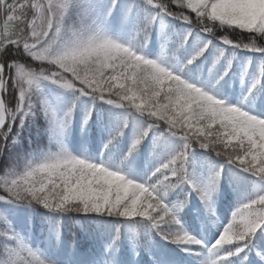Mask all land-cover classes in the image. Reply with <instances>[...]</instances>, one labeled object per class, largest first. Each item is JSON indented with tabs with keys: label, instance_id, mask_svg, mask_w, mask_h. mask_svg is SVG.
Here are the masks:
<instances>
[{
	"label": "snow or ice",
	"instance_id": "6c2138e0",
	"mask_svg": "<svg viewBox=\"0 0 264 264\" xmlns=\"http://www.w3.org/2000/svg\"><path fill=\"white\" fill-rule=\"evenodd\" d=\"M84 3L85 0H0V54L9 48L14 50L11 58H0V149L17 120L23 125L33 113L32 89L38 87L40 79L53 80L76 89L81 95L106 100L110 104L132 105L148 113L154 123L166 125L167 131L182 137L184 147L155 169L156 184L135 182L99 164L63 154L29 164L23 172L5 177L0 188L7 195H0V200L35 201L45 208L59 211L74 208L126 218H147L160 231L162 238L199 245L202 241L187 232L167 231L168 225L179 221L157 195V185L168 183L174 186L177 182H187L194 190L199 189L198 194L207 204L209 193L193 183L187 172L193 142L264 179V118L250 115L236 106H226L201 87L161 67L155 60L112 40L104 34L98 22L87 15L85 8L80 9L79 26L65 42V18L70 9L75 10ZM145 3L157 11L155 16L146 19L142 30L148 29L157 16L178 18L194 24L203 33H213L209 24L219 21L221 25L256 34L249 37L248 43L234 42L227 36L219 39L237 48L264 51V46L256 44L258 39H264V0H171V3L145 0ZM173 5L177 11L172 10ZM185 8L195 13V19L191 13L184 14ZM207 46L200 47L187 63L201 56ZM17 53L55 65L57 71L45 72L41 68L36 72L26 68L18 62ZM219 59L217 56L216 60ZM162 99L167 103H160ZM213 125L218 126L217 131H213ZM151 128L149 125L142 130L130 151ZM121 132L122 129L118 130L117 135ZM219 175L217 172L216 176ZM209 211H212L210 206ZM0 221L8 223L3 215H0ZM257 229L264 231V194L248 200L232 213L231 220L223 227L212 248L215 250L235 242L234 249L226 253L233 256L249 247ZM0 264L46 262L9 226L0 230Z\"/></svg>",
	"mask_w": 264,
	"mask_h": 264
},
{
	"label": "trees",
	"instance_id": "16d2710c",
	"mask_svg": "<svg viewBox=\"0 0 264 264\" xmlns=\"http://www.w3.org/2000/svg\"><path fill=\"white\" fill-rule=\"evenodd\" d=\"M165 2L171 3V0H165ZM81 8L87 9V15L98 22L106 36H112L109 34L112 32L113 34L118 33L121 37L131 38L132 41L136 40L137 37H142L146 41L155 35L153 31L159 16L148 29L142 30L146 19L149 16H155L157 11L151 5H147L145 0H115L114 5L113 0H85V3L77 6L75 10L70 9L65 18L66 25L79 26ZM172 10L177 11L178 9L173 5ZM190 13L195 19V13L191 9L185 8L184 14ZM164 18L166 20L165 28L177 31L180 35L179 41L181 43L186 42L187 50L182 53L186 63L183 67L185 74L192 78L199 75L201 83L214 85L220 95L227 96V91L224 88L230 84L231 77L228 73L222 74V59L225 51H227L226 48H228L232 50L233 55H236L229 72L238 73L237 61L243 64L246 57L250 61L248 71L256 72L255 87L247 93H243L249 97L264 96V71H262L264 70V51L237 48L232 43H225L219 39V37L227 36L231 41L248 43L249 37L256 34L235 26L221 25L219 21L209 24L210 27H213L214 34L203 33L194 24H189L175 17L164 16ZM141 33L142 35H140ZM186 33L189 34L188 38L185 37ZM173 41L178 43L176 38H173ZM204 44L208 45L206 50L214 47L216 55L212 57L211 61H206L207 51L205 50L192 63H187ZM256 44L257 46H264V39H258ZM175 48L178 49V47ZM13 54L14 50L9 48L5 53L0 54V58L5 56L11 58ZM16 55L19 63L36 72H39L41 68L45 72L57 71L55 65L35 61L31 57L22 56L18 53ZM217 56H220L218 61L216 60ZM219 61L221 64L217 67L216 64ZM46 86L47 79H40L38 87H33V113L23 125L17 120L16 124L13 125L12 132L9 133L7 142L0 149V182L5 177H11L14 173L23 172L27 167L26 155L29 151L38 148L39 145L43 146L49 143L50 125L45 120L41 103V95L44 92L48 93ZM71 89L74 93L72 98L59 96L60 101L58 102V96H56L50 104L51 120L56 121V134L59 137L60 148H56V151H61L64 154H70L73 150L83 151L86 144L94 139L97 107L100 103L107 102L81 95L76 89ZM3 95L6 96L7 94ZM49 98L50 95L47 100ZM160 103H167V101L162 99ZM255 104L257 105V103ZM8 106L14 107L12 104ZM117 106L121 112H115L110 116L106 111L103 113L101 122L104 138H107L108 144L105 154L110 161L114 160L118 163L120 166L119 174L126 178L129 175L150 176L149 167L152 163L161 164L183 149L184 139L167 131L166 125L154 123V118L148 113L141 112L132 105ZM69 109H71L70 113ZM133 123L134 125H132ZM149 125H152L150 131L144 135L135 149L130 151L133 144L130 141L135 140L142 130L148 128ZM120 129L122 132L117 135V131ZM166 135L169 138H174L170 147L162 143V138ZM150 137H154L153 143L148 142ZM56 151L51 152L49 159L57 156ZM187 172L195 184H198L201 175L204 177L205 183L211 190L210 195L214 202L219 205V208H222L220 205L222 193L226 194L229 203L240 205L254 199L257 195L264 194V179L237 167L235 164L228 163L225 157L201 147L196 142H193L189 149ZM217 172L220 173L218 177L216 176ZM150 181H154L153 175L150 176ZM196 192L197 189L194 190L187 182H177L174 186L171 185L167 197L169 200L176 197L181 198L189 208L191 203L199 206ZM0 195H7L3 188H0ZM11 204L16 206L19 211L18 214L8 211L7 207ZM0 214L5 217L9 224L17 227L22 233H25V230L29 228L28 223L32 225V234H37V231L40 230L41 233L37 234L40 240L38 246L42 249L43 255L50 258L54 263L66 261L68 264H92L105 254L112 260L113 264H128V261L125 260L128 256L125 248L129 247L130 242L128 241L130 240L135 243L136 250L141 253L139 262L142 264L147 263L150 255L158 264H179L180 262L179 243L171 240L163 241L157 235L149 236L146 228L151 227V222L145 218H126L106 212L76 211L74 208L59 211L45 208L35 201L27 203L6 200H0ZM184 217L188 218V222L192 223L195 228L197 219L189 214L184 215ZM208 219L210 220V217ZM3 227L5 224L0 221V230H3ZM14 230L17 229L14 228ZM89 244L90 248L87 251L86 247ZM258 244L259 237L256 233L252 235L249 247L241 251L240 257L234 259L238 260L240 264H247L245 256L253 255L258 262L262 263L264 259H261L262 255L255 248ZM191 251L198 253L199 249L193 247ZM120 258L124 259L122 263L118 262Z\"/></svg>",
	"mask_w": 264,
	"mask_h": 264
},
{
	"label": "rangeland",
	"instance_id": "374dc122",
	"mask_svg": "<svg viewBox=\"0 0 264 264\" xmlns=\"http://www.w3.org/2000/svg\"><path fill=\"white\" fill-rule=\"evenodd\" d=\"M132 1V0H130ZM139 1V0H137ZM99 18V17H98ZM100 22V21H99ZM166 20L164 16H159L157 18V24L155 27V37H152L151 40H146L145 44L142 42L143 38L138 37L136 40L132 41L131 38H128L126 36L121 37L118 35V33L112 34L109 33L112 36H108L112 40L116 41L117 43H121L127 47H130L133 51H135L139 55H143L147 59L155 60L161 67L166 68L169 71H172L173 74L179 75L182 79H184L188 83H192L195 86L201 87L203 90L207 91L210 95H213L215 98L221 100L226 106H236L239 107L242 111L248 112L250 115L257 116L258 118H264V96H252L248 97L244 95L241 91L242 90H249L254 83H256V72L255 71H244L247 67L249 60L245 63L244 66H242L239 61H237L236 69L239 72L237 75L236 73L232 75L231 72H229L230 66L232 65V61L234 60L236 55H233L232 50H229L226 48L227 51H225L223 59H222V74L228 73V75L232 76L233 84H230L227 86V89L229 90L228 96H222L220 93L217 92L215 86L207 84V83H201L199 80V75L195 78H192L185 74L183 67L186 65L185 58L183 57L182 53L186 51V42H178V49H173V36L176 35L177 40L180 39V35L175 30H169L165 28ZM185 37H189V34L186 33ZM155 43L153 45V43ZM152 48V50H151ZM212 48L207 49L206 54V61H211L212 57L216 55L215 50ZM221 64L219 61L216 66L218 67ZM48 93H43L41 95V103H42V110L43 114H45V120L48 125H50L49 129V143L46 145H39L38 148L29 151V153L26 155L27 166L29 164H38L41 162H44L49 159V155L52 151H56V148H60V145L58 144V135L56 134L57 130V124L56 121L51 120V114H50V104L51 101H54L55 97L58 96V102L59 96H68L69 99L74 96L73 90L71 88L64 87L62 84L56 83L53 80H47V86H46ZM50 95V98L47 100V97ZM79 98V97H78ZM139 102V101H138ZM257 103V105L255 104ZM107 106V108H106ZM108 111L110 116L113 115L115 112H121L120 108L117 105L110 104L108 102L100 103L97 107V123H96V135L94 136V139L86 144V147L82 152H78L73 150L70 154V156L77 157L80 159L85 160L88 163H94L99 164L101 166H104L108 168L111 171L119 172L120 166L118 163L113 161H110L107 158L106 149L108 148V144L106 142V139L104 138L103 131V124H102V116L103 113ZM134 125V123L132 124ZM213 131L218 130L217 125L212 126ZM222 131V130H221ZM154 137H150L148 140L149 143H153ZM163 144L168 145V147L174 142V138L169 136H164L162 138ZM134 140L130 141L133 143ZM150 145V144H149ZM70 146V145H69ZM53 147H55L53 149ZM149 152V150H148ZM57 156L63 155L64 153H61V151H56ZM159 167V164L152 163L151 167H149V175H153V172L155 169ZM150 176H127V179H131L135 182L140 183H148V184H156V177H154V181H150ZM198 185H200V188H203L205 191L209 193V201L207 204L203 199H201V196L198 194L199 189H197V195L199 200V206L195 203L190 204V208L187 210L185 202L181 198H175L173 201H170L167 197V193L171 189V185L168 183L164 184H158L157 185V195L160 196V198L163 200L164 203L168 205V207L173 211L174 215L178 219V224H170L167 226V231L174 232V233H180L183 234L184 232H187L191 236L195 237L196 239L202 241L201 244H189L187 242L179 243V246L181 247V251H179V254L182 255V262L184 264H234L235 261L233 258H236L240 253H237L233 256H227V251L233 250L235 247V242L231 245H225L222 248H217L213 250L212 245L214 244V241L218 238L220 232L222 231L223 227H225L229 221L232 218V213L240 208V205H229V203L221 204L222 209L219 208L218 204H214L213 197L210 195V188L205 183L204 177L201 175L198 180ZM226 196L223 194L221 196L222 202H224ZM10 204V203H9ZM8 205V204H7ZM242 205V204H241ZM209 206L211 207L212 211H209ZM8 211H11L15 214H18L19 211L16 209V206L11 204L8 207ZM189 214L192 217H195L198 219V233H195L191 228L190 224H187L186 218L183 217V215ZM211 216L213 217V221L211 224L208 225L207 218ZM147 219V218H145ZM240 220V217L237 216V221ZM29 224V228L25 230V233H22L19 231V229L15 226H12L11 223L5 224V228L9 227L11 230L18 235L20 238L24 240L25 245L30 247L38 256H40L41 259H43L46 264H68L67 262H60L57 261L56 263L52 262L50 258L43 255L42 249L38 246L39 244V238L37 236L38 233L41 231L38 230L37 234H32L31 232V225ZM204 225V226H203ZM16 228L17 230H14ZM148 235L153 237L154 235H157L161 238V240L165 241L167 239L162 238L160 231L152 226L146 228ZM258 230V229H257ZM261 242L259 245V248L264 251V231L262 232ZM153 239V238H151ZM130 242L129 247L125 248L126 251L129 254V257L127 258V261H129V264H140L139 259L140 255L136 251V245L134 242ZM196 245V247H200L201 252L199 255L193 253L190 249L192 246ZM90 244L86 247V250L88 249ZM187 249V250H186ZM260 251V250H259ZM22 255H26V253H23ZM251 259V257H249ZM122 260L120 259V262ZM150 264H156L153 256H150L149 258ZM93 264H113L109 258H107V255L103 254V256L94 261ZM249 264H258L255 260L252 262H249Z\"/></svg>",
	"mask_w": 264,
	"mask_h": 264
},
{
	"label": "clouds",
	"instance_id": "9594fccd",
	"mask_svg": "<svg viewBox=\"0 0 264 264\" xmlns=\"http://www.w3.org/2000/svg\"><path fill=\"white\" fill-rule=\"evenodd\" d=\"M74 28L76 27H71L65 24V42L71 39L72 31L74 30Z\"/></svg>",
	"mask_w": 264,
	"mask_h": 264
}]
</instances>
